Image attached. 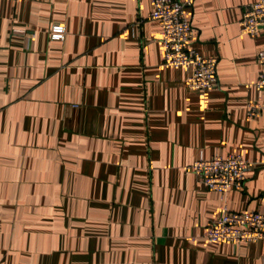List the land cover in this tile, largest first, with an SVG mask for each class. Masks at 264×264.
<instances>
[{"label": "crops", "instance_id": "1", "mask_svg": "<svg viewBox=\"0 0 264 264\" xmlns=\"http://www.w3.org/2000/svg\"><path fill=\"white\" fill-rule=\"evenodd\" d=\"M255 1L194 0L192 45L218 58L202 92L165 64L151 0H0V264H264V239L205 235L225 206L264 214ZM201 153L247 158L245 186L210 189Z\"/></svg>", "mask_w": 264, "mask_h": 264}, {"label": "built area", "instance_id": "2", "mask_svg": "<svg viewBox=\"0 0 264 264\" xmlns=\"http://www.w3.org/2000/svg\"><path fill=\"white\" fill-rule=\"evenodd\" d=\"M151 3L150 18L158 20L162 28L160 40L165 50V64L185 68L188 71L187 86L191 89L206 92L218 88V58L204 55L192 45L197 36L191 21L194 0H151ZM240 27L243 34L251 36L264 29V0L246 6ZM66 33L64 23L52 24L50 34L53 40L63 41ZM257 60L264 66V46L259 49ZM255 85L264 89V69ZM262 110L264 102L261 99L248 102L249 118H256ZM189 169L201 182L224 197L229 189L240 190L245 186L252 163L236 153H215L211 157L201 153ZM205 235L212 242L228 241L236 246L263 240L264 214L255 210L234 211L225 206L222 215L208 226Z\"/></svg>", "mask_w": 264, "mask_h": 264}]
</instances>
